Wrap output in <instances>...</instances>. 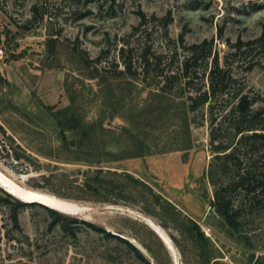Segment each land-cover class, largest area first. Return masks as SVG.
<instances>
[{
    "label": "rangeland",
    "instance_id": "374dc122",
    "mask_svg": "<svg viewBox=\"0 0 264 264\" xmlns=\"http://www.w3.org/2000/svg\"><path fill=\"white\" fill-rule=\"evenodd\" d=\"M86 1L72 13L63 0H0V122L42 166L22 175L0 160V175L70 213L0 188V264H264V211L232 229L211 209L208 125L190 114L194 146L181 151L188 93L160 76L205 44L264 107V0ZM98 169L131 174L132 200L85 187ZM39 175L49 191L28 185Z\"/></svg>",
    "mask_w": 264,
    "mask_h": 264
},
{
    "label": "trees",
    "instance_id": "16d2710c",
    "mask_svg": "<svg viewBox=\"0 0 264 264\" xmlns=\"http://www.w3.org/2000/svg\"><path fill=\"white\" fill-rule=\"evenodd\" d=\"M63 1L71 3L69 12L74 13L78 10L76 1L80 0ZM97 1L100 0L86 2L92 4ZM33 12L37 15L39 11L34 7ZM82 16L81 18H86L87 13ZM40 17L44 19L45 14H41ZM141 18L145 20V15L142 13ZM259 41H264V36ZM247 44L251 45L252 42ZM190 50H192L191 55L182 61L177 70L161 71L160 76L165 80L163 90L166 88L172 90L177 83L188 93L185 99L187 116L184 119L186 141L181 151H191L194 146L189 115L201 113L205 119L204 123L208 125L209 130V150L213 155L209 179L214 186V193L210 207L228 227L238 229L245 213L264 211V107H256L261 101L260 97L245 91L226 67H221L218 60H211L212 53L205 48V44L193 45ZM125 53V49L120 50L122 58ZM141 60L149 63L146 55L142 54ZM202 64L205 65L203 68ZM129 68V65H126L125 69ZM59 124L64 128L62 123ZM61 141L64 146L67 145L68 139L64 130L61 131ZM0 160H3L12 171L22 175L40 173L42 167L40 162L29 154L12 134L8 133L1 122ZM95 172L97 176L89 179L85 187L92 189V186L96 185L97 191L114 201L127 203L132 200V193L123 181L125 178L138 182L131 174H118L104 169ZM216 173L229 176V181L217 186L213 180ZM49 179L45 175L30 176L28 185L32 189L49 191L44 187ZM146 186L151 191V196L157 200L159 196L152 188ZM15 200L21 207L41 206ZM165 203L175 208L168 201ZM50 211L61 214L54 210ZM191 223L196 232V241H206L199 224L196 221Z\"/></svg>",
    "mask_w": 264,
    "mask_h": 264
},
{
    "label": "bare ground",
    "instance_id": "6f19581e",
    "mask_svg": "<svg viewBox=\"0 0 264 264\" xmlns=\"http://www.w3.org/2000/svg\"><path fill=\"white\" fill-rule=\"evenodd\" d=\"M0 188H2L4 190V188L11 192V193H18L20 195L19 201L24 202V201H36V202H31L32 204H42L44 205L46 208L50 209V210H54L57 211L59 213L62 214H70L66 208L63 205H59L56 204L55 202H49L47 201L43 195L29 190V189H23V188H15V190H13L11 188V184L9 181H7L2 175H0ZM5 191V190H4ZM6 192V191H5ZM7 193V192H6ZM18 200V199H17ZM29 203V202H28ZM151 228H153L156 232V234L159 236V238H162L165 242H166V237L163 235V233L156 228L152 223L150 222H146ZM166 235V234H165ZM168 237V236H167ZM169 238V237H168ZM170 239V238H169ZM171 240V239H170ZM168 242V241H167ZM167 246V245H166ZM170 250V248H169Z\"/></svg>",
    "mask_w": 264,
    "mask_h": 264
},
{
    "label": "water",
    "instance_id": "95a60500",
    "mask_svg": "<svg viewBox=\"0 0 264 264\" xmlns=\"http://www.w3.org/2000/svg\"><path fill=\"white\" fill-rule=\"evenodd\" d=\"M25 189H26V187H25ZM4 190L7 192V194L11 195L15 199L19 200V198H22V197H20V195L18 193H11V192L7 191L5 188H4ZM28 202L31 203V202H36V201H31V202L30 201H24L23 203H28Z\"/></svg>",
    "mask_w": 264,
    "mask_h": 264
},
{
    "label": "built area",
    "instance_id": "2783aa9c",
    "mask_svg": "<svg viewBox=\"0 0 264 264\" xmlns=\"http://www.w3.org/2000/svg\"><path fill=\"white\" fill-rule=\"evenodd\" d=\"M0 54H2V51L0 50Z\"/></svg>",
    "mask_w": 264,
    "mask_h": 264
}]
</instances>
